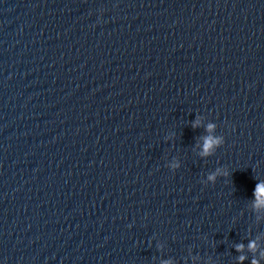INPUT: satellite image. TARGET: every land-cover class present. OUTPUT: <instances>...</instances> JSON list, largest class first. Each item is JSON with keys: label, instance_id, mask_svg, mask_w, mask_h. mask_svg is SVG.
I'll return each instance as SVG.
<instances>
[{"label": "water", "instance_id": "95a60500", "mask_svg": "<svg viewBox=\"0 0 264 264\" xmlns=\"http://www.w3.org/2000/svg\"><path fill=\"white\" fill-rule=\"evenodd\" d=\"M259 182L264 0H0V264H264Z\"/></svg>", "mask_w": 264, "mask_h": 264}, {"label": "clouds", "instance_id": "9594fccd", "mask_svg": "<svg viewBox=\"0 0 264 264\" xmlns=\"http://www.w3.org/2000/svg\"><path fill=\"white\" fill-rule=\"evenodd\" d=\"M213 125H208V128L211 129ZM221 141L214 139L212 137H206L204 140V144L202 146V155H207L209 154L211 148L213 145L220 143ZM209 179H213L212 176L209 177ZM254 195L256 196V201L255 204L257 207L264 206V182H259L256 185ZM243 246L238 245L237 248L240 250ZM249 248L254 249L255 248V242H250L249 243ZM240 259H244V257H240ZM253 264H258V261L253 260Z\"/></svg>", "mask_w": 264, "mask_h": 264}]
</instances>
